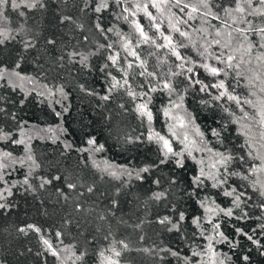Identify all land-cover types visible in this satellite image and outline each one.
<instances>
[{"label":"trees","instance_id":"1","mask_svg":"<svg viewBox=\"0 0 264 264\" xmlns=\"http://www.w3.org/2000/svg\"><path fill=\"white\" fill-rule=\"evenodd\" d=\"M83 2L84 0H69L65 7L62 3L46 0L48 5L46 9L37 8L31 11L23 9L26 12L25 18H20L16 13L8 10L10 27L19 28L20 24L26 21V27L31 28L36 36L37 48L24 53L25 60L22 66L23 73L31 76L36 84L20 82L22 90L20 87L13 89L6 81H0L2 85L0 108H4L7 113V115L0 113V129L11 133L16 139L21 138V131H23L25 133L23 138L28 142L33 156L41 167L29 177L30 182L37 187L36 193L24 191L18 185L13 189V195L6 201L12 207L0 209V264H57L54 257L44 253L35 233L29 232L25 236L17 231L19 227L29 223L39 226L42 229L41 234L52 240L58 247L76 245L79 250L86 247L87 264H97V252L108 247L113 241L120 240L129 244V249L122 251L121 264H177L176 259L170 255L162 253L161 255H165L166 259L161 261L158 256L145 254L137 249L167 246L179 251L181 255L190 256L192 248L200 250L207 243L199 237V230L192 225L191 221L194 217L202 218L201 229L206 235L213 234L199 202L207 198L215 201L220 207L226 208L231 204L230 198L220 195L207 182L201 190H197L192 183V178L198 173L200 167L196 161H206L204 167L207 171V156L210 153L194 152L195 159L185 158L184 166L180 168L176 167L174 160L161 165L159 164L160 146L147 140L149 125L135 112V104L140 101H133L123 89L113 91L109 101H102L99 98L108 94L110 78L107 73L110 72L118 79H122V75L111 67L101 71L109 52L106 49L97 52L98 43H114L112 51L119 52L121 64L124 67H127L129 62L133 64V67L128 70L129 84L137 92H146L150 86H156L164 79H168L170 69L180 71L176 68L179 62L168 53L167 49L157 50L151 44H141L136 47L138 36L129 22L118 18L120 8L115 4H112L109 10L97 14L91 11L92 0H89L90 8L86 12H80ZM131 2L132 0L127 6L131 7ZM219 2L225 6H234L232 0H219ZM150 11L153 15H158L155 9ZM173 11L182 16L177 9ZM61 14L73 15L77 23L84 25L83 30L76 29L74 25L60 24L59 15ZM220 15L223 13L221 12ZM135 18L144 26L145 31L149 32V35L156 37L158 43H163L142 12ZM182 18L186 19L184 16ZM248 19L253 20V23L259 22L253 17ZM96 22L102 24L105 29L115 26L113 32L107 33V40L95 29ZM209 23L216 25L218 22L210 20ZM199 27V19L189 21L187 25H181V28L192 34L194 39L200 37L202 42L203 36L195 32V29ZM115 31L128 37L140 59L146 61L147 71L157 73V78L139 75L141 71L137 67L139 61L120 48L119 37L115 35ZM161 31L172 35L177 42L187 43L178 33L168 32L167 19H164L161 24ZM209 31L213 29L210 28ZM84 36L89 37L87 42L84 41ZM47 39H54L56 44L48 45ZM249 39L257 38L250 35ZM18 40L19 37H17ZM17 41L10 42L7 47H0V63L8 67L12 66L21 48ZM73 45L80 52L96 53L89 57L87 68L68 63L60 66L59 62H54V58L61 54L62 49L71 48ZM179 51L186 57H191L194 62H200V57L191 47L182 48ZM259 51L264 50L259 49L258 43H255L253 56ZM245 59L247 60L248 57ZM161 60H166L167 63H160ZM188 66L192 65H185L186 68ZM194 71H198V77L195 78L202 79L205 83L211 81L202 69H194ZM173 82L176 91L171 95L160 90L148 93L152 97V103L149 105L153 112L152 130L170 139L174 150H182L183 145L179 140L172 138L168 131L169 125L172 124L171 120L163 115V108L168 107L173 112L177 108V112L174 113L182 117L190 116L204 133V139L209 148L214 151H225V148H230L235 153H243L244 149L240 145L244 143L245 137L240 134L239 124L232 123L234 119L243 115L239 108L225 100L220 102L211 100L208 92L199 91V85H189L185 89L188 81L184 76L173 78ZM228 82L232 84L234 94L238 95L242 101L246 98L256 99L255 96L248 95L249 87L244 79L241 78L237 82L235 69L226 79V83ZM44 85L52 89L54 94L47 95ZM81 85L95 95H88L87 92L81 91ZM61 86L65 96L55 92V89ZM209 92L216 94L215 89H209ZM181 96H183L182 101L179 99ZM21 100L24 101L23 105L20 103ZM177 104H181L182 107H175ZM221 105L229 108L230 112H225ZM243 107L250 115L254 114L250 105H243ZM13 112L16 113V120L10 118ZM58 112L60 116L56 115ZM213 130L220 133L219 139L224 140V145H221L219 139L213 135ZM188 131L190 136H194L191 129ZM176 132L180 134L182 130L178 131L176 128ZM28 136L32 137L30 141ZM129 137L133 138V142H128ZM136 137L140 139L135 140ZM88 138H94L97 145H103L101 152L91 153L101 168L105 160L113 165L127 168H139L145 165H155V167L144 174L143 181L133 179L128 186L122 187L120 180L111 178L94 166L93 159L89 158V152L78 151L81 148H89L86 143ZM65 144L72 147L66 150ZM0 151H11L15 157L25 155L22 145L15 146L7 141H0ZM238 167V164L232 165L234 169ZM27 171V164L24 168L17 165L7 170L5 180L10 186L22 181ZM57 175L61 177V180H54L44 190L39 189L38 176L50 178ZM155 180H159V185L153 183ZM173 180L175 183H172ZM68 181L77 184L75 191L69 192L66 188ZM245 183L238 177H232L229 180V185L237 187L239 191L247 190L248 194L254 197L245 207V211L252 218L237 220L226 218L222 214L214 216V222L222 225L221 231L235 245L233 247L227 242H218L214 243V247L222 256L230 257L227 264H264V255H261L264 248L258 249L246 237L235 235V228L239 227L264 244V233L260 232L258 228L260 222L255 218L260 213L251 206L259 202V198L252 193L251 188L245 189ZM3 187V183H0V188ZM88 187L93 188L91 193L87 191ZM57 189L63 190L70 198L65 201L58 197ZM117 189H120L118 195ZM153 191H165L166 198L159 203L149 200L148 197ZM113 200L117 201L115 206H113ZM77 203L84 211H75ZM173 206L186 215V221L181 225L183 237L181 233L163 231L160 225L152 222L157 216L164 214L175 218L176 214L170 211ZM239 213L240 210L237 209L235 214L239 215ZM102 215L105 217L104 220L99 218ZM141 220L144 221L141 229L134 228V225ZM253 229H256L255 233ZM57 230L63 233L60 240L55 237ZM194 233H196L195 236ZM141 236L144 237L143 240H140ZM116 246L120 247L119 244ZM38 252L42 254L37 255ZM244 256L249 258L247 262L242 259Z\"/></svg>","mask_w":264,"mask_h":264},{"label":"snow or ice","instance_id":"2","mask_svg":"<svg viewBox=\"0 0 264 264\" xmlns=\"http://www.w3.org/2000/svg\"><path fill=\"white\" fill-rule=\"evenodd\" d=\"M54 3H62L65 7L68 5L69 0H53ZM130 0H92L91 11L101 14L104 11L110 9L112 4H115L120 8V15L118 18L129 22L130 26L134 29L135 34L138 36L136 47L141 44H151L157 48V50L163 48L167 49L171 56H174L176 61V68L180 71L169 70V78L164 79L156 86H150L146 92L135 91L129 84L128 70L133 67V64L129 62L127 67H124L120 62L119 52H113L114 43H98L97 52L106 49L109 54L105 57L106 63L103 65L101 71L108 68H115L121 73L122 79H118L110 72L107 75L110 78V84L107 88V93L100 96L102 101H109L111 93L115 90L123 89L126 94L133 100L140 102L135 104V112L142 119L146 120L149 125L147 140L149 142H155L160 146L159 164L163 165L174 160L176 167L180 168L184 166L185 158H193L194 152H207L210 153V159L207 164V171L205 170L204 160H197L196 163L200 166L198 173L193 176L192 183L197 190H201L206 186V182L210 184V187L217 190L220 195L225 198H230L231 204L229 207H220L215 201L201 200L200 206L204 209L207 222L211 225V231L213 234L206 235L205 231L201 229V217H194L191 221L192 225L199 230V237L207 241V243L200 249H191V255H181L177 250L171 247H144L137 249L145 254L158 256L161 261L166 259L165 255H170L175 258L177 264H227L230 257L222 256L215 247L214 243L227 242L234 243L226 237L225 233L221 231L222 225L218 222H214L213 217L222 214L224 217L237 220H249L252 216L245 211V207L248 206L249 201L253 200V196L249 195L247 190L239 191L237 187L229 185V180L232 177H238L244 184L245 189L251 188L252 193L259 198V202L252 204L251 206L257 209L260 215L255 218L258 222V228L260 232L264 233V51L256 52L253 56L254 44L258 43V47L264 50V0H232V5L225 6L220 3L219 0H132L131 7L127 6ZM48 7L46 0H0V47H7L12 41H17L20 45V51L16 60L11 67L0 63V81H6L10 87L15 89L20 87L22 89V83L29 82L33 85L36 81L31 77L23 73L22 66L25 60L24 53L30 52V50L37 48L36 36L33 30L26 27L25 23H21L19 28H12L10 24V16L8 10L16 13L20 18L26 17V10L34 9H46ZM90 8L89 0H84L83 6L80 7V12H86ZM150 9H155L158 15H153ZM173 9H177L181 15H177ZM142 12L144 17L150 22L151 28L158 34V38L163 43H158L157 38L149 35V32L145 31L144 26L135 18L138 13ZM223 15H220V13ZM132 17V19H129ZM159 17V22L158 21ZM253 17L258 19V23H253V20L248 19ZM99 19V17H98ZM164 19H167V28L170 33H178L187 43L177 42L173 36L161 31V24ZM199 19L200 27L195 29L196 33H200L203 36L202 42L200 37L193 38V35L188 31L181 28V25H187L189 21ZM217 21L216 25L210 24L209 21ZM59 23L62 25H74L76 29L83 30L84 25L77 23L76 19L71 14L59 15ZM243 25V26H242ZM94 27L97 31L101 32L108 39L107 33L114 31L115 26L105 29L102 24L96 22ZM213 31H209V29ZM115 35L119 37L118 43L120 48L129 56H132L139 61L137 67L141 69L139 75L145 77L157 78V73L147 71L146 61L140 59L137 52L132 48V42L128 37L121 35L119 31H115ZM256 37V40H250L249 36ZM211 37V39H209ZM89 40L88 36H84V41ZM48 45H55L54 39H47ZM191 47L196 51L200 57V62L196 63L191 57H186L179 51V49H187ZM218 49V51H213ZM96 53H84L76 49V46L71 48H64L61 50V54L54 58V62H59L60 66L68 64H79L84 68H87L88 60L91 55ZM245 57H248L246 60ZM253 59L255 64L253 65ZM214 61V63H209ZM160 63H167L166 60H161ZM188 66L187 68L185 65ZM243 66V67H242ZM194 69H202L203 72L211 78V81L205 83L204 80L195 78L198 77V71ZM235 69V78L237 82L239 79H244L249 87V96H255V100L244 99L234 94V88L230 82L226 83V79L229 74ZM191 74V75H188ZM178 76H184L188 81L185 85V89L189 85H199L200 92H208L211 96V100L220 102L221 100L227 101L229 104L234 103L237 108L243 113L242 116L234 119L233 124H239L241 129V135L245 137L244 143L240 145L244 149L243 153H235L230 148H225V151H214L207 146V142L204 139V133L195 125L192 118L182 117L175 115L172 109L163 108V115L171 120H174V124H170L168 131L170 136L176 140H179L183 145L182 150H174L170 139L161 135L159 132H155L151 128L153 120V112L149 105L152 103V97L148 93H155L158 90L167 92L171 95L176 91V86L173 82V78ZM2 87V85H0ZM47 95H53V90L44 85ZM81 91L87 92L88 95H95L94 92L88 91L83 85L80 86ZM209 89H215L216 94L209 92ZM231 89V90H230ZM23 90V89H22ZM34 90V89H33ZM61 96H65L63 87L55 89ZM38 95H44L45 93H37ZM26 98V97H25ZM182 101L183 96L179 97ZM21 105L24 101L21 100ZM207 103V102H202ZM243 105H250L254 110V114L250 115L244 110ZM123 107V105H121ZM175 107H182L181 104L175 105ZM225 112H230L229 108L221 105ZM66 111V109H65ZM0 113H6L4 108H0ZM231 114V113H230ZM60 116V113H56ZM10 118L16 120V113H11ZM179 127L182 132L177 134L176 128ZM189 129L194 133V136L189 135ZM51 131V129H48ZM25 133L21 131V138H13L12 134L0 129V141H7L15 146H23L25 155L22 157H15L11 151H0V183H3L4 187L0 188V209H9L12 207L6 201L13 195V189L18 185L24 189V191L36 193L37 187L34 186L29 177L36 172L41 165L37 162L32 154V150L28 142L23 138ZM213 135L218 139L220 133L213 130ZM197 137L199 139H197ZM32 139L28 136V141ZM140 137H136L135 140H139ZM55 142V141H54ZM128 142H133V138L129 137ZM89 148H81L78 151L89 152L90 159H93L94 166L110 176L115 180L121 181V186H128L129 182L133 179L136 181H143L144 174L150 172L155 165H145L139 168H127L125 166H116L109 163L107 160L103 161V168L100 167L91 156L93 152H101L103 145H97L94 138H88L86 140ZM219 143L224 145V140L219 139ZM72 146L65 144V149H70ZM255 153V155H253ZM27 164V174L22 181L8 185L5 180L7 170L19 165L20 168H24ZM233 164H238V168H232ZM126 178V179H124ZM40 181L38 187L40 190H44L47 185L52 184L54 180H61L60 176H52L50 178L38 176ZM67 180V178H65ZM153 183L159 185V180L153 181ZM175 183V180L172 181ZM66 188L69 192L75 191L77 184L71 181L66 182ZM227 186V187H225ZM230 189V190H229ZM87 191L91 193L92 187H88ZM120 189H117V195ZM58 197L67 201L70 197L61 189L56 190ZM165 191H153L148 197L149 200L157 203L166 198ZM191 195V194H190ZM113 206L117 204L116 200L112 201ZM239 209V215H236V210ZM75 211H84L82 206L77 203L75 205ZM171 212L175 215L170 216L164 214L163 216H157L155 221H152L161 226L163 231L168 233H181V225L186 221V215L183 211H178L175 206L171 207ZM104 220L102 215L99 217ZM144 221L134 225V228L141 229ZM17 231L25 236L31 233H35L39 244L42 246L44 253L55 258L57 264H87L88 250L85 247L83 250L77 249L76 245H65L58 247L52 240L46 238L41 234L42 229L36 224L29 223L25 226L19 227ZM256 229H253V233ZM63 233L59 230L55 232V237L60 240ZM183 237V233H181ZM194 236L196 233L193 234ZM236 236L246 237L252 245L259 248H264V244L258 239H255L253 235L248 234L241 228H235ZM107 239V237H105ZM144 237L141 236L140 240ZM62 243V241H61ZM91 243V242H89ZM119 244L118 248L116 245ZM129 244L123 240L113 241L108 247L97 252L98 261L97 264H121L120 257L122 251L128 250ZM42 253H37L41 255ZM264 255V251L261 252ZM245 262L248 261V257L242 258Z\"/></svg>","mask_w":264,"mask_h":264},{"label":"rangeland","instance_id":"3","mask_svg":"<svg viewBox=\"0 0 264 264\" xmlns=\"http://www.w3.org/2000/svg\"><path fill=\"white\" fill-rule=\"evenodd\" d=\"M27 85H28V84H27ZM175 110H176V111H175ZM174 112H177V108L174 109ZM174 112H173V113H174ZM174 114H175V113H174ZM175 115H179V114H175ZM179 116H180V115H179ZM170 120H171V119H170ZM171 122H172V124L175 123L174 120H171ZM177 130L180 131L181 129H180L179 127H177ZM189 134H190V133H189ZM190 135H191V134H190ZM210 156H211V154L207 156V159H208V160H207V164H208V162H209ZM205 162H206V161H205Z\"/></svg>","mask_w":264,"mask_h":264}]
</instances>
